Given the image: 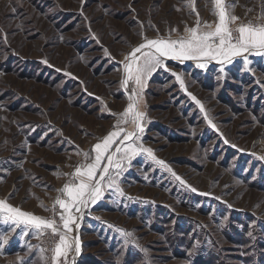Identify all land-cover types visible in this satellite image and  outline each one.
<instances>
[{
  "label": "rangeland",
  "instance_id": "obj_1",
  "mask_svg": "<svg viewBox=\"0 0 264 264\" xmlns=\"http://www.w3.org/2000/svg\"><path fill=\"white\" fill-rule=\"evenodd\" d=\"M186 3L0 0V199L53 217L59 190L85 162L82 153L94 155L129 103L125 56L145 38L184 35L196 13L217 21L214 0H194L195 11ZM226 3L235 4L237 23H247L257 21L264 0ZM249 60L254 76L241 58L222 79L216 62L200 69L171 59L170 71L151 76L141 142L167 167L146 153L133 159L119 178L124 194L108 190L85 210L75 264H264V58ZM24 228L6 233L0 264H51L54 238L32 229L23 235Z\"/></svg>",
  "mask_w": 264,
  "mask_h": 264
},
{
  "label": "snow or ice",
  "instance_id": "obj_2",
  "mask_svg": "<svg viewBox=\"0 0 264 264\" xmlns=\"http://www.w3.org/2000/svg\"><path fill=\"white\" fill-rule=\"evenodd\" d=\"M185 6L195 11L194 0H187ZM234 7L235 4L226 3V0H214L213 14L217 17L216 22H202L199 14L196 13L195 26L186 27L184 35L176 39H172L171 35L167 38H145L144 42L125 56L121 61L123 65L121 83L125 90L130 84L133 87L132 94L127 97L129 103L119 115L117 124L114 126L115 130L94 145V155L90 156L87 152L82 153L85 162L75 168L69 182L59 190L60 195L55 199L53 209H51L53 217L45 218L25 212L7 200L0 199V225L4 226V230L0 231V246L7 241V232L14 231L20 225H25L22 229L23 235L28 234L30 227L37 236L47 233L54 238L52 255L49 258L51 264H68L70 254L72 264H75V257L81 253V240L78 232L85 210L102 201L108 190L124 194L119 186V178L127 168L132 166L133 159L146 153L157 164L167 167L165 161L155 157L153 149L144 147L141 142L145 132L143 125L146 117V113L142 110L143 93L155 72L170 71L165 61L167 59L180 62L195 61L196 67L200 69H206L208 64L216 62L220 65L218 70L222 75L219 78L222 79L226 75V66L232 65L236 58H241L242 70L254 76L255 69L251 66L252 62L249 57L264 58V5H262L257 21L247 23L242 21L237 23L241 18L233 14ZM42 62L48 64L47 60ZM0 75L4 74L0 73ZM66 75L71 76V73H66ZM172 75L184 88L183 78L176 73ZM256 82L260 83L258 80ZM192 99L196 100V97L192 96ZM196 103L200 104L198 100ZM0 107L3 105L0 104ZM200 107L203 109L202 104ZM208 123L216 128L211 119ZM122 125H128V127L125 128ZM224 142L228 143L227 140ZM113 145H116L115 148L112 147ZM258 158L264 160V156ZM2 163L0 162V166ZM5 171H10V169ZM173 175L176 174L173 173ZM176 179L185 183L179 176H176ZM191 190L196 191L195 188ZM56 206L60 209L58 213H56ZM56 215L59 220L55 218ZM74 231L76 235H73ZM117 231L121 232L125 238L132 236V233L123 229ZM248 235L255 239L251 231ZM127 243L129 240L125 239L124 244ZM38 250L41 253L46 251L43 247ZM22 264H31V262L23 261Z\"/></svg>",
  "mask_w": 264,
  "mask_h": 264
},
{
  "label": "crops",
  "instance_id": "obj_3",
  "mask_svg": "<svg viewBox=\"0 0 264 264\" xmlns=\"http://www.w3.org/2000/svg\"><path fill=\"white\" fill-rule=\"evenodd\" d=\"M30 230H31V228L29 227V228H28V232H29ZM11 246H13V245H11Z\"/></svg>",
  "mask_w": 264,
  "mask_h": 264
}]
</instances>
